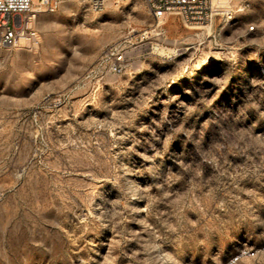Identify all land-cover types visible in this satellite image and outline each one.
Returning a JSON list of instances; mask_svg holds the SVG:
<instances>
[{
  "label": "rangeland",
  "instance_id": "1",
  "mask_svg": "<svg viewBox=\"0 0 264 264\" xmlns=\"http://www.w3.org/2000/svg\"><path fill=\"white\" fill-rule=\"evenodd\" d=\"M226 2L62 0L0 49V264H264V0Z\"/></svg>",
  "mask_w": 264,
  "mask_h": 264
},
{
  "label": "built area",
  "instance_id": "2",
  "mask_svg": "<svg viewBox=\"0 0 264 264\" xmlns=\"http://www.w3.org/2000/svg\"><path fill=\"white\" fill-rule=\"evenodd\" d=\"M95 11L101 10L108 0H89ZM126 0H114L121 4ZM153 19L163 22L170 17H179L186 24L207 25L213 23L221 14L214 8L213 0H144ZM62 0H39L38 6H33L32 0H0V49H17L20 47L37 48L40 36L35 28V20L39 13L56 12ZM37 7L39 12H34ZM254 28L251 27L250 30ZM115 74H122L120 64L112 65ZM254 257V252H246ZM238 259V258H237ZM237 261V260H235Z\"/></svg>",
  "mask_w": 264,
  "mask_h": 264
},
{
  "label": "bare ground",
  "instance_id": "3",
  "mask_svg": "<svg viewBox=\"0 0 264 264\" xmlns=\"http://www.w3.org/2000/svg\"><path fill=\"white\" fill-rule=\"evenodd\" d=\"M226 1L227 0H213V6L215 9H218L219 7H221L220 5H226L227 4ZM33 10H34V12H39L38 11L39 9L37 7H34ZM160 23H162V22H160Z\"/></svg>",
  "mask_w": 264,
  "mask_h": 264
}]
</instances>
